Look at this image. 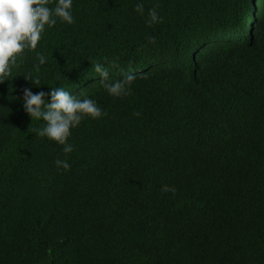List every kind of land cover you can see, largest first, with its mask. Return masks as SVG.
<instances>
[{"label": "trees", "instance_id": "obj_1", "mask_svg": "<svg viewBox=\"0 0 264 264\" xmlns=\"http://www.w3.org/2000/svg\"><path fill=\"white\" fill-rule=\"evenodd\" d=\"M72 11L42 34L46 63L27 52L0 84V264H264V0ZM94 63L134 74L130 94L110 96ZM23 87L79 92L107 115L72 129L65 154L33 131L45 122Z\"/></svg>", "mask_w": 264, "mask_h": 264}, {"label": "clouds", "instance_id": "obj_2", "mask_svg": "<svg viewBox=\"0 0 264 264\" xmlns=\"http://www.w3.org/2000/svg\"><path fill=\"white\" fill-rule=\"evenodd\" d=\"M54 4V6H50ZM73 0H0V84L13 78V69L18 67L17 61L27 52H34L39 65L46 63V57L37 51L38 44L46 28H53L59 20L71 25L75 22L73 16ZM135 10L143 14V4L138 3ZM149 25L162 22L156 8L149 10ZM152 43L155 38H151ZM113 68H119L113 63ZM92 68L100 77L101 86L110 96L121 97L130 94L131 85L135 80L134 74L126 73L120 78H110L107 67L101 63L92 64ZM25 80L40 87L39 78L31 75L24 76ZM22 109L32 119L43 120L45 124L33 131L39 137L56 142L63 146V152L70 154L74 151L68 142L72 129L78 127L85 118L98 119L107 115L97 102L87 96L78 97L63 87L49 91L34 92L31 87H23ZM139 115V113H137ZM56 166L68 170L67 160H56ZM163 191H174L165 186Z\"/></svg>", "mask_w": 264, "mask_h": 264}]
</instances>
